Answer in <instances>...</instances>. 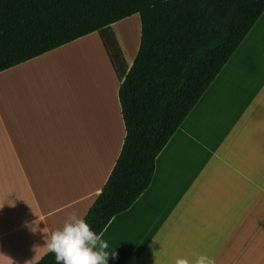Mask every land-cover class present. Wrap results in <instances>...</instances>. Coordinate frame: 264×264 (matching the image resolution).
Listing matches in <instances>:
<instances>
[{
  "label": "crops",
  "instance_id": "obj_1",
  "mask_svg": "<svg viewBox=\"0 0 264 264\" xmlns=\"http://www.w3.org/2000/svg\"><path fill=\"white\" fill-rule=\"evenodd\" d=\"M127 17L109 26L129 70L140 44L128 57ZM92 35L101 43L94 31L0 70V201L15 202L0 209V264L40 260L68 212L87 214L122 149L120 81L102 43L73 80L47 62ZM37 217L33 233L24 222ZM102 231L107 264H174L194 251L264 264V11L156 156L149 186Z\"/></svg>",
  "mask_w": 264,
  "mask_h": 264
},
{
  "label": "trees",
  "instance_id": "obj_2",
  "mask_svg": "<svg viewBox=\"0 0 264 264\" xmlns=\"http://www.w3.org/2000/svg\"><path fill=\"white\" fill-rule=\"evenodd\" d=\"M264 11V0H0V70L97 31L120 81L125 137L87 214L96 233L149 186L158 153ZM141 17L127 70L110 24ZM39 264H56L47 252Z\"/></svg>",
  "mask_w": 264,
  "mask_h": 264
},
{
  "label": "clouds",
  "instance_id": "obj_3",
  "mask_svg": "<svg viewBox=\"0 0 264 264\" xmlns=\"http://www.w3.org/2000/svg\"><path fill=\"white\" fill-rule=\"evenodd\" d=\"M5 203L15 207L13 200L5 199L0 201V209ZM40 222L44 220L37 217L31 222L25 221L24 226L35 233ZM103 236V231L96 233L82 216L73 211L67 213L62 227L47 233L46 247L48 252L54 253L56 264H107L110 249ZM111 256L115 259L117 253L111 251ZM35 264H39V260ZM174 264H216V261L208 253L194 251L191 258L177 257Z\"/></svg>",
  "mask_w": 264,
  "mask_h": 264
},
{
  "label": "rangeland",
  "instance_id": "obj_4",
  "mask_svg": "<svg viewBox=\"0 0 264 264\" xmlns=\"http://www.w3.org/2000/svg\"><path fill=\"white\" fill-rule=\"evenodd\" d=\"M127 18H126L127 20L124 21V24L126 26L124 45L126 48L127 55L129 57L133 55V53L136 50V47L138 46V44H140L141 17L139 13H134L128 16ZM96 39L99 42L98 37L96 35H92L91 37L80 41L76 47H73L75 46L73 45L69 48L67 47L63 49V51H61L59 55L50 57L47 60V62L51 63L53 62L54 57L58 58L60 63L63 65L64 69L56 73H59L63 77V79H65V75L67 74L69 81L70 79L73 80L76 75V68L78 64L82 61L81 59L84 57V55L89 54L91 58H95L97 61L98 60L100 61L101 54L99 55L96 49V44H95ZM99 45L101 46L100 42H99ZM70 48L71 50L67 51ZM60 63H58V65H60ZM237 255L238 256L248 255V247L241 248V249L238 248Z\"/></svg>",
  "mask_w": 264,
  "mask_h": 264
}]
</instances>
